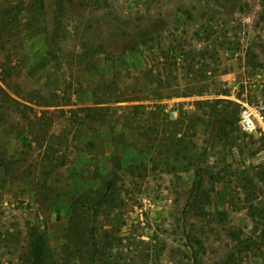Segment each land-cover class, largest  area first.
<instances>
[{"label": "rangeland", "instance_id": "374dc122", "mask_svg": "<svg viewBox=\"0 0 264 264\" xmlns=\"http://www.w3.org/2000/svg\"><path fill=\"white\" fill-rule=\"evenodd\" d=\"M43 1L0 0V264H264V0Z\"/></svg>", "mask_w": 264, "mask_h": 264}, {"label": "trees", "instance_id": "16d2710c", "mask_svg": "<svg viewBox=\"0 0 264 264\" xmlns=\"http://www.w3.org/2000/svg\"><path fill=\"white\" fill-rule=\"evenodd\" d=\"M37 1H38L39 6L42 7L44 1L43 0H37ZM250 60L252 61V58H250ZM51 105L52 104H45V106H51ZM237 121H238V119H237ZM211 175H210V177L212 178L213 175L212 176ZM212 180L216 181V180H218V178L214 177ZM251 185H252V182H251ZM248 189H250V187ZM244 191L246 192V197L250 199L248 202L251 203L252 199L255 198L254 194L251 192H247L246 188L244 189ZM105 199L106 198L104 196H101V197H98L97 200L93 204H90V207L92 209L91 215L93 216V219L95 218L97 210L106 202ZM81 202H82V204H81ZM87 205H88V202H87L85 195L79 196L72 203V207H71L72 213L75 214V212H77V211L82 212L81 210H85V213H87V208H88ZM82 208H84V209H82ZM248 208H249L248 209L249 215L252 218L253 217L255 218V216H257L258 218L262 216L259 208L257 206H255L254 204L251 203L250 206H248ZM78 215H81L80 218L82 217L81 219H83L84 221H85V219H87V217L85 215L84 216L82 214H78ZM81 230H80V233H78L77 231L74 232L75 234H74V238L72 240V242H74V245L76 246V248L74 249V252L78 255L79 259L82 258L81 252H82L83 247L87 245V244L85 245V243L82 241L81 238L84 235H87V232H88V236H90L92 238L94 237V233H93L94 228H92V225H91V227L82 228ZM68 232L70 234L73 233V226L68 227ZM68 239H69V237H68ZM68 247L69 246H66V248H68ZM51 254H52V249L48 245L47 240L45 238V235L43 233H38L36 231H33L32 238L29 242V247H28V255L30 258V264H50L51 263L50 258L52 257ZM71 255H75V254L74 253L69 254V256H71ZM89 260H90L89 261L90 264L91 263L95 264L94 254L91 256V258Z\"/></svg>", "mask_w": 264, "mask_h": 264}, {"label": "built area", "instance_id": "2783aa9c", "mask_svg": "<svg viewBox=\"0 0 264 264\" xmlns=\"http://www.w3.org/2000/svg\"><path fill=\"white\" fill-rule=\"evenodd\" d=\"M240 103L238 125L246 135H257L264 139V110L261 106H252L248 102L237 100ZM170 118L177 117V111H169Z\"/></svg>", "mask_w": 264, "mask_h": 264}]
</instances>
